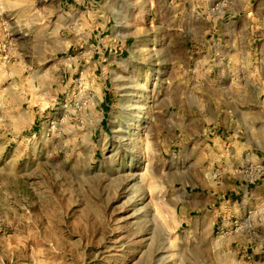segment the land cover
Here are the masks:
<instances>
[{"label": "rangeland", "instance_id": "obj_1", "mask_svg": "<svg viewBox=\"0 0 264 264\" xmlns=\"http://www.w3.org/2000/svg\"><path fill=\"white\" fill-rule=\"evenodd\" d=\"M0 264H264V0H0Z\"/></svg>", "mask_w": 264, "mask_h": 264}]
</instances>
